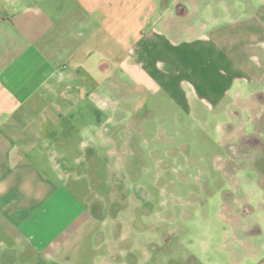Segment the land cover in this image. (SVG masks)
I'll return each instance as SVG.
<instances>
[{
	"label": "crops",
	"instance_id": "0c3cea01",
	"mask_svg": "<svg viewBox=\"0 0 264 264\" xmlns=\"http://www.w3.org/2000/svg\"><path fill=\"white\" fill-rule=\"evenodd\" d=\"M245 7L256 9L234 0H0V220L8 236L53 260L87 231L91 216L65 182L68 159L77 124L96 156V109L109 92L162 91L197 115L205 107L230 120L232 161L252 152L264 179V59L255 68L236 48L247 32L218 27Z\"/></svg>",
	"mask_w": 264,
	"mask_h": 264
},
{
	"label": "rangeland",
	"instance_id": "374dc122",
	"mask_svg": "<svg viewBox=\"0 0 264 264\" xmlns=\"http://www.w3.org/2000/svg\"><path fill=\"white\" fill-rule=\"evenodd\" d=\"M234 1L256 9L230 14V21L218 27L230 26L233 34L247 32L242 35L247 45L236 48H244L259 69L264 13L257 7L264 11V5L258 0ZM96 110V137L101 135L97 154L91 156L83 125H75L65 180L91 216L87 231L60 259L47 260L26 247L23 238H10L0 220V264L261 261L264 179L251 166L260 159L250 152L240 156V162L232 161L230 120L214 117L205 107L197 115L168 94L146 89L137 95L126 89L120 95L109 92Z\"/></svg>",
	"mask_w": 264,
	"mask_h": 264
}]
</instances>
